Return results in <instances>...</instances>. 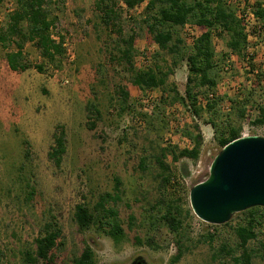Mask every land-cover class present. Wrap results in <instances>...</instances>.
<instances>
[{"label": "rangeland", "instance_id": "rangeland-1", "mask_svg": "<svg viewBox=\"0 0 264 264\" xmlns=\"http://www.w3.org/2000/svg\"><path fill=\"white\" fill-rule=\"evenodd\" d=\"M248 1L264 3V0ZM15 2L0 0V28L6 26ZM96 2L64 0L63 5L53 9L59 19L53 37L64 38L65 53L60 62L44 63L32 44L24 45L27 61L44 65L40 73L34 68L23 73L12 72L6 55L14 48L6 49L0 43L2 264H22L23 252L33 250L34 240L43 235V227L49 222L57 224L62 231V245L56 250L57 264H71L85 243L92 248L96 264H132L135 260L168 264L176 253L175 238L167 229L151 228L149 216L162 213L168 204L178 205L183 212L191 211L189 191L207 178L209 166L220 151L205 114L195 119L179 104H163L170 90L140 91L131 85L125 65L117 60L116 41L121 36L116 28L106 29L100 22L101 12L95 8ZM115 2L121 14L117 24L123 30L122 35L133 33L138 38L134 47L135 67L157 66L164 71L171 58L161 54L162 57L154 60L158 49L142 25L147 0L133 10H127L121 0ZM199 34L195 27L191 36L185 29L181 31L186 50L189 51ZM262 34L257 32L250 37L249 51L253 52L250 58L224 57L216 70L218 91L245 104L249 120L240 123L241 137L264 138V126L250 123L257 107L264 103ZM212 43L219 61L225 53L223 39L213 35ZM186 77L187 66L183 61L173 70L166 89L173 86L184 96ZM121 90L129 94L125 101ZM90 105L99 111L98 118L92 110L88 111ZM228 106L225 99L224 112L229 111ZM194 125L202 136L198 159L175 161L168 153L163 163L169 171H163L157 163L161 150L190 149L193 144L182 131L187 128L193 132ZM56 126L66 133V153L59 168L47 157ZM116 179L120 180V200L109 201L107 208L119 212L126 238L114 246L97 227L78 230L74 210L76 205L83 204L92 211L102 195L115 193ZM130 216L134 218L131 227ZM242 219L240 213L235 214L228 224L234 227ZM257 232L258 239L250 242L249 247L259 249L264 255L260 248L264 242V218ZM185 234L189 251L177 264H233L228 259L212 262L208 245L198 243L200 236L214 234V250L222 242L233 246L237 239L230 227L203 223L191 212ZM136 236L140 237L141 245L134 243ZM251 264H264V259L254 258Z\"/></svg>", "mask_w": 264, "mask_h": 264}, {"label": "trees", "instance_id": "trees-1", "mask_svg": "<svg viewBox=\"0 0 264 264\" xmlns=\"http://www.w3.org/2000/svg\"><path fill=\"white\" fill-rule=\"evenodd\" d=\"M15 8L8 14L5 27L0 28V43L4 48L12 46L6 55L8 68L14 73H23L34 68L39 73L44 65H33L27 61L24 54V45L29 43L37 50L44 63L60 62L65 53L64 38L53 37L52 31L56 29L59 19L53 9L64 0H15ZM62 1V2H61ZM127 10H133L143 4L145 0H121ZM248 2V0H244ZM101 12L100 22L106 29L116 28L119 37L116 41L117 60L125 65V71L130 76L132 86L140 91L161 89L170 94L162 100L163 104H179L187 109L193 118H201L202 114L207 117V124L213 130V137L220 150L228 143L241 137L240 123L249 120L246 115L245 104L237 98H227L218 91V79L216 70L226 57L236 56L248 59L246 53L249 47L248 36L245 33L243 22L236 16L235 8L227 0H147L142 13V25L145 27L150 41L157 47L154 60L164 56H170V64L163 71L157 66L137 69L135 67V43L138 39L135 34L124 37L123 30L117 21L121 14L115 0H98L95 6ZM255 16L261 24V32L264 37V3L257 1L253 4ZM185 25L198 28L200 34L193 40L189 51L185 48L181 31ZM253 33V32H252ZM58 35V34H57ZM213 35L223 39L225 53L221 55L220 62L213 47ZM225 57V58H224ZM224 58V59H223ZM250 58V57H249ZM185 61L187 77L184 96H181L172 86L166 89L167 80L173 74V70ZM221 66V65H220ZM122 98L127 100L129 94L121 90ZM228 100V112L222 109V103ZM96 117L100 116L95 106L90 105ZM91 111V112H92ZM251 125L264 126V103L257 107V114ZM193 132L187 128L182 135L191 141L190 149H182L176 152L174 149H162L160 158L157 159L159 167L168 172V167L163 163L166 154L172 159H188L196 161L199 157L202 136L197 125L192 126ZM94 124L90 125V129ZM53 144L47 154L48 160L56 168L61 166L63 156L66 153V133L61 126H56L52 135ZM28 151L26 152V157ZM143 169V167H142ZM169 182V179H164ZM120 180L114 182V194L102 195L92 211L85 205L78 204L74 210V221L78 230L85 231L91 227H97L102 233L112 240L114 246L125 240L126 235L119 220V212L108 207L107 203H116L120 200ZM156 206H154L155 208ZM154 212V211H153ZM158 214V215H157ZM152 213L149 216L151 228L160 230L167 229L175 238L176 253L171 256L168 264H177L185 253L189 251L186 245L188 237L185 234V225L191 218V211H182L177 205H166L162 213ZM243 216L241 222L230 227L236 236L237 242L231 246L228 243H220L214 250V234L200 236L198 243L207 244L212 251L211 261L230 260L233 264H251L254 258L264 259L259 249H252L249 243L258 239V227L264 218V208L256 207L240 213ZM133 216L129 217V226L133 223ZM62 231L57 224L49 222L43 227V235L34 240L33 250H27L22 254V264H57L56 250L61 246ZM134 243L141 245L140 237H134ZM152 240L148 245L151 246ZM264 251V242L260 244ZM4 258L0 250V264ZM71 264H96L95 254L92 248L85 243L80 254Z\"/></svg>", "mask_w": 264, "mask_h": 264}, {"label": "water", "instance_id": "water-1", "mask_svg": "<svg viewBox=\"0 0 264 264\" xmlns=\"http://www.w3.org/2000/svg\"><path fill=\"white\" fill-rule=\"evenodd\" d=\"M189 204L197 219L214 226L251 208H264V138L240 137L225 145L207 178L190 189Z\"/></svg>", "mask_w": 264, "mask_h": 264}, {"label": "built area", "instance_id": "built-area-1", "mask_svg": "<svg viewBox=\"0 0 264 264\" xmlns=\"http://www.w3.org/2000/svg\"><path fill=\"white\" fill-rule=\"evenodd\" d=\"M229 4L233 5L235 8L236 16L239 20L243 22L245 33L248 36V41L251 36L256 34L257 32H261V24L255 16V10L253 8V4L244 0H227ZM184 29L191 36L193 27L191 25H185ZM253 32V33H252ZM247 57H251L253 52L249 51V47H247ZM148 101V100H147ZM146 101V102H147Z\"/></svg>", "mask_w": 264, "mask_h": 264}, {"label": "flooded vegetation", "instance_id": "flooded-vegetation-1", "mask_svg": "<svg viewBox=\"0 0 264 264\" xmlns=\"http://www.w3.org/2000/svg\"><path fill=\"white\" fill-rule=\"evenodd\" d=\"M143 263V262H142ZM132 264H134V262L132 263ZM144 264V263H143Z\"/></svg>", "mask_w": 264, "mask_h": 264}]
</instances>
